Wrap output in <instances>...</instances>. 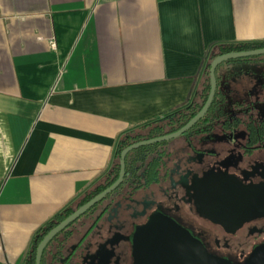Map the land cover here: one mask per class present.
Returning a JSON list of instances; mask_svg holds the SVG:
<instances>
[{"label": "crops", "instance_id": "obj_1", "mask_svg": "<svg viewBox=\"0 0 264 264\" xmlns=\"http://www.w3.org/2000/svg\"><path fill=\"white\" fill-rule=\"evenodd\" d=\"M228 43H264V0H0V264H26L119 140L189 106ZM216 75L228 100L264 95V57Z\"/></svg>", "mask_w": 264, "mask_h": 264}, {"label": "flooded vegetation", "instance_id": "obj_2", "mask_svg": "<svg viewBox=\"0 0 264 264\" xmlns=\"http://www.w3.org/2000/svg\"><path fill=\"white\" fill-rule=\"evenodd\" d=\"M235 117L224 116L223 121L212 123L208 131H194L175 138L180 143L174 150L170 145H163L141 154L134 167L137 170L131 174L128 191L103 199L95 210L86 212L58 233L46 246L41 264H134V234L155 213H162L187 228L211 254L242 264L251 253L244 250L233 253L228 236L237 237L241 230H246L247 238H253L252 252L264 243V217L246 222L236 232H227L197 212L191 190L194 178L206 172L234 176L246 184L264 182V145L253 142L245 123L238 125ZM174 152L186 154L188 162L170 168L167 159L172 158ZM167 181L170 186L165 198H154L152 187ZM177 195L180 206L165 207L164 204H172V197ZM184 204L189 205L191 215L221 228L225 232L224 240L211 237L207 230L189 221L183 212Z\"/></svg>", "mask_w": 264, "mask_h": 264}, {"label": "water", "instance_id": "obj_3", "mask_svg": "<svg viewBox=\"0 0 264 264\" xmlns=\"http://www.w3.org/2000/svg\"><path fill=\"white\" fill-rule=\"evenodd\" d=\"M264 55V47L232 51L215 57L210 64V92L201 110L182 128L163 136L142 140L127 146L120 154V171L117 180L81 205L58 225L52 228L36 248V264L49 242L68 225L90 208L115 191L126 176V157L129 152L151 144L178 138L195 126L209 111L218 88L217 68L224 62ZM197 212L227 232H236L246 222L264 217V182L243 183L234 176L206 172L195 177L191 186ZM134 264H234L227 258L211 254L200 239L174 219L153 214L149 221L138 227L134 234ZM242 264H264V243L257 246Z\"/></svg>", "mask_w": 264, "mask_h": 264}, {"label": "trees", "instance_id": "obj_4", "mask_svg": "<svg viewBox=\"0 0 264 264\" xmlns=\"http://www.w3.org/2000/svg\"><path fill=\"white\" fill-rule=\"evenodd\" d=\"M264 47V43H240V44H218L213 47L211 50V55L209 61L206 65L204 71V81L202 85V89L199 92L197 98L186 108L181 109L177 112H174L163 119L152 123L149 126L144 127V129L139 131H134L132 133H128L124 135L118 143L117 151H116V161L111 169L110 173L106 175L104 180L95 186L93 189L88 191L76 204L75 206H70L66 208L64 211L56 215L53 219H51L46 225H44L41 229L36 233L33 246L29 252V256L26 260V264H35L36 257V248L41 240L46 236V234L54 228L57 224L63 221L66 217H68L71 213H73L77 208L81 205L92 199L98 193L112 185L119 176L120 171V154L123 149L127 146L142 141L146 139H152L159 136H163L169 133H173L180 128H182L191 118H193L203 107L206 102V99L209 95L211 84H210V64L211 61L225 53H229L232 51H243ZM264 57L261 56H253L246 57L240 59H233L228 62L233 61H242V60H250ZM254 97V96H253ZM264 103V95H258L256 100H252L251 96L245 97L242 100L236 101H228L227 94L221 90V87L218 84L216 96L214 98L213 104L211 105L208 113L197 123L193 128L187 131L184 135H191L194 131H208L212 128V123L218 122L219 120L223 121V117L227 115H235L234 120L236 123L244 124L246 130L248 132L249 138L254 140L253 142H259L264 145V111L261 112V109L255 105L257 102ZM264 106V105H263ZM168 141L155 143L147 146H143L137 148L131 152L126 157V176L123 183L111 194H109L106 198H111L119 193H126L128 191V187H130V177L131 174L136 172L137 169L134 167L137 164L138 157L141 154H146L152 149L161 147L163 145H167ZM104 200L94 205L90 208L87 213L95 210Z\"/></svg>", "mask_w": 264, "mask_h": 264}, {"label": "rangeland", "instance_id": "obj_5", "mask_svg": "<svg viewBox=\"0 0 264 264\" xmlns=\"http://www.w3.org/2000/svg\"><path fill=\"white\" fill-rule=\"evenodd\" d=\"M246 82H247V80H246ZM229 84H230L229 86L232 88H239L240 89V88L244 87V83H241V82H230ZM228 101L229 102L234 101L232 96L229 97ZM259 109H261V112L263 113L264 106H259ZM178 142L180 143V140L178 141L177 139H172V140L168 141L167 146L170 145L169 148L173 149V147L176 146ZM174 149H176V148H174ZM185 156H186V154L184 155L183 153H180V154L175 153V155L173 154L172 158L167 159V162H169L168 166L170 168H173L172 166H174V165H175V167H179L180 164L184 163L186 160L188 162V159L185 160ZM177 163H180V164H177ZM173 178L176 179V174ZM169 186H170V184L168 183V181L166 183L160 184V186H156V185L153 186L152 191L155 193L154 198H156L158 200L164 199L165 198V191L167 190V188H169ZM179 200H180V196L177 195L175 197H172V204H164V205H165V207H168L171 209L173 206H175V204H178L180 206ZM183 206L185 207L183 209V212L190 219L189 221H191L192 223H194L197 226L202 227L204 230H207L208 233H210L211 237L220 238L221 240H224L225 232L221 228L214 226V225L208 223L207 221L199 219L198 217H196L193 214L191 215V213L188 209V207H189L188 204H184ZM181 209H182V205H181ZM228 237H229V243H230V246L232 248L233 253H235L236 251L239 252L240 250H244V252L246 251V253L248 252V254L251 253V249H252L251 243L253 241V238L252 237L250 239L247 238V231L246 230H241L237 234V237H232V236H228Z\"/></svg>", "mask_w": 264, "mask_h": 264}, {"label": "built area", "instance_id": "obj_6", "mask_svg": "<svg viewBox=\"0 0 264 264\" xmlns=\"http://www.w3.org/2000/svg\"><path fill=\"white\" fill-rule=\"evenodd\" d=\"M50 45H51V48H52V49H57V43H56L55 40H51V41H50Z\"/></svg>", "mask_w": 264, "mask_h": 264}]
</instances>
